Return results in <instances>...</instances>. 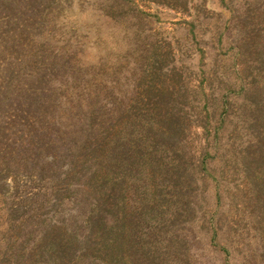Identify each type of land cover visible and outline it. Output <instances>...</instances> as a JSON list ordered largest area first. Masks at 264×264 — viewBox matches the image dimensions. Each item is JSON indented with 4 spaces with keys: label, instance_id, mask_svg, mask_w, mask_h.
Segmentation results:
<instances>
[{
    "label": "rangeland",
    "instance_id": "obj_1",
    "mask_svg": "<svg viewBox=\"0 0 264 264\" xmlns=\"http://www.w3.org/2000/svg\"><path fill=\"white\" fill-rule=\"evenodd\" d=\"M250 2L0 0V40L16 37L20 45H26L14 49L8 63L9 69L14 68L15 80L0 90L8 98L3 105L9 104L23 84L32 83L29 74L41 72L44 78L35 86L48 89V101L56 106L45 119L50 124L54 121L56 127L37 129L35 138L11 142L8 161H0V264L19 261L17 249L31 244L33 236L49 224L74 221L71 216H78L73 205L78 194L69 192L76 185L67 189L59 183V190L70 195L56 206L49 195L52 184L46 181L52 171L63 179L70 167L61 161L66 151L44 146L55 134L71 135L68 124L82 121L74 129L79 134L91 126L88 139L96 141L97 133L111 140L133 130V148L135 144L149 148L154 145L150 138L157 137L158 145L165 148L158 154L171 166L183 164L194 170L204 149H214L217 154L209 160V170L221 171L225 166L218 159L221 155H232L235 162L239 148L248 140L238 110L242 100L238 86L247 77L242 72L243 61L235 57L241 29L235 17L242 15ZM258 3L264 6V0L253 4ZM10 14L16 18L14 24L3 20ZM0 58H4L2 53ZM35 96L29 99L36 100ZM6 110L0 107V124ZM93 113L97 114L92 118ZM221 120H225L223 124ZM216 131L223 136L219 141L214 140ZM68 139L69 147L78 144ZM53 153L59 159H47V154ZM34 154L41 155L37 170H43L42 178L34 173L31 161L25 160ZM223 173L221 182L228 184L232 194L234 188L243 186L235 172L226 169ZM227 197L225 194L224 199ZM224 199L221 207L227 204ZM200 223L198 218L188 246L200 264H264V236L250 224L244 221L240 225L236 220L229 245L222 242L223 251L221 243L220 247L210 245V233ZM223 237V230L218 231V238ZM9 243L16 247L13 254L6 255L3 249Z\"/></svg>",
    "mask_w": 264,
    "mask_h": 264
},
{
    "label": "trees",
    "instance_id": "obj_2",
    "mask_svg": "<svg viewBox=\"0 0 264 264\" xmlns=\"http://www.w3.org/2000/svg\"><path fill=\"white\" fill-rule=\"evenodd\" d=\"M254 1L248 3L242 15L235 17L241 28L235 42L238 46L235 57L243 61L242 72L247 77L238 86L242 98L238 110L241 129L248 139L239 148L235 162L232 155L227 158L221 155L218 159L225 166L221 171L209 170V160L216 158L217 154L214 149H204L194 170L183 164L171 166L164 156L158 154L165 148L158 145L157 137L150 138L154 145L149 148L136 144L133 148V130L111 140L97 133L99 140L96 141L88 139L91 126L79 134L74 129L82 121L74 126L68 124L72 127L71 135L55 134L54 139L44 146L50 147L51 151H59V148L66 151L61 161L70 167L63 179L52 171L46 181L52 184L49 195L55 198L56 206L65 203L69 192L78 194L73 203L78 216H71L74 221L49 224L33 236L31 244L26 242L24 249H17L16 254L21 259L15 264H43V260L48 264H200L188 248L198 218L201 228L210 233L213 247H223L222 242L229 245L236 220L240 225L245 221L264 236V6L260 3L255 6ZM13 16L10 14L3 20L14 24L16 18ZM19 46L26 45H20L16 37L0 40V53L4 56L0 58V69L11 65L8 63L14 57L13 51ZM13 70L9 67L6 71L0 70V90L15 80ZM28 78H32V83L23 84L13 93L8 105H3L8 98L0 94V107L7 109L0 127V161H8L6 157L11 142L17 144L26 137L35 138V132H39L37 129L56 127L54 121L50 124L45 120L56 108L48 101V89L35 86L44 74L33 72ZM34 94L37 96L33 102L29 97ZM66 104L70 105L68 101ZM225 120H221V124ZM216 129H219L218 125ZM68 137L78 144L69 147L66 144ZM141 138L142 135L139 140ZM222 138L216 131L214 140ZM78 139H82L81 142ZM14 152L15 148L10 155ZM47 155V159L52 160L58 157L57 153ZM38 157L41 155L34 154L25 160L31 161L30 165L36 167L34 173L42 178L43 170H37ZM226 169L232 174L235 172L243 182L240 189L234 188L233 194L228 184L223 186L221 182ZM60 182L67 189L74 184L75 189L63 194L59 190ZM210 193L213 194L212 202ZM225 194L228 195L226 199ZM43 195L48 194L44 192ZM223 199L227 204L221 207ZM220 230H223L224 239L218 238ZM17 234H20L19 230ZM15 247L9 243L3 251L11 255Z\"/></svg>",
    "mask_w": 264,
    "mask_h": 264
}]
</instances>
